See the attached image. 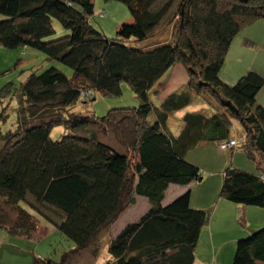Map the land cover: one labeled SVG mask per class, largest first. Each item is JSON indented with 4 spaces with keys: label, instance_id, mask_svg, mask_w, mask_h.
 Segmentation results:
<instances>
[{
    "label": "trees",
    "instance_id": "trees-1",
    "mask_svg": "<svg viewBox=\"0 0 264 264\" xmlns=\"http://www.w3.org/2000/svg\"><path fill=\"white\" fill-rule=\"evenodd\" d=\"M104 1L129 12L114 38L90 25L94 0H0V46L24 56L38 51L51 64L18 87L0 79V126L16 103L11 129H0V229L34 238L33 211L71 245L59 263L66 264L98 247L100 232L144 198L146 213L109 242L112 264H195L211 212L191 206L189 188L169 202L168 191L201 181L191 160L202 146L235 149L221 148L234 141V123L243 132L235 146L255 171L232 159L219 195L241 208H264V107L257 102L264 77L248 70L233 84L220 78L234 38L264 20V0ZM165 29L167 38L156 39ZM175 64L185 67L187 83L156 106L153 87ZM125 84L138 107L102 117L72 112L95 94L120 97ZM199 101L209 112L180 115ZM176 114L181 123L173 134L168 120ZM55 128L64 133L54 140ZM99 132L112 133L120 147L100 140ZM244 220L239 216L240 225ZM33 264L57 263L34 258ZM230 264H264V227L237 238Z\"/></svg>",
    "mask_w": 264,
    "mask_h": 264
},
{
    "label": "rangeland",
    "instance_id": "rangeland-1",
    "mask_svg": "<svg viewBox=\"0 0 264 264\" xmlns=\"http://www.w3.org/2000/svg\"><path fill=\"white\" fill-rule=\"evenodd\" d=\"M94 15L89 18V23L94 28H98L99 25L103 26V32L108 38H114L115 36V29L118 25L127 22V16L130 19L128 9L121 3L118 2H105L104 0H94ZM117 25V26H116ZM257 28H264V20L257 21L255 25L252 27L246 28L241 30L238 35L234 38L233 43L236 40H241L242 42L246 39L256 44V46H245L244 48L248 49L250 53V57L247 55H241V59L247 60L248 62L252 59L253 65L257 67V70L253 71H261L264 73V50L260 49L258 43L255 42L254 38L251 36H246L249 30L257 29ZM58 29V28H57ZM170 30V28H168ZM165 32L160 33L156 39H160L161 37L167 38V30ZM162 29H160L161 31ZM159 31V32H160ZM164 34V35H163ZM253 39V40H252ZM258 41V40H257ZM149 41L143 42L138 44L139 46L147 45ZM231 45V46H232ZM233 50V49H232ZM231 52V51H230ZM229 52V53H230ZM17 50L8 51L0 46V72H2L0 79L3 82L12 83L13 87H18L22 81H24L28 75L34 71H41L46 69L49 63L46 61V57L44 54L38 51H30L27 50V55H22ZM20 60V64L16 65V62ZM237 60L234 58L232 61H228V56L226 57V62L224 68H231L232 62ZM246 61V62H247ZM16 65V66H15ZM60 69H67L66 73L68 74L69 69L61 66V64L55 63ZM252 65V62H250ZM8 69V70H6ZM70 73V71H69ZM246 73V72H245ZM258 73V72H257ZM69 75V74H68ZM242 76V75H241ZM261 76H263L261 74ZM187 83V73L185 67L182 64H175L171 69L165 73V75L154 85L153 91L156 94L151 95L152 102L158 106L161 102L162 98L168 96L173 91H176L178 87L183 86ZM264 92V87L263 91ZM94 101H87L85 102L83 99H80L78 103L74 106L72 112L75 114H79L81 116H94V117H102L106 115L108 111L111 109L116 108H136L138 107V102L130 90V88L125 84L122 87V94L120 97H104L100 95H93ZM201 101L190 108L186 109L185 111L181 112L180 115L182 116L185 112H194V108H199V111L207 113L206 111L209 110L207 104L203 105ZM16 107L15 101H12L8 110V121L0 126L1 131H5L11 129L15 121V113L14 109ZM208 108L206 110H202ZM196 111V110H195ZM209 112V111H208ZM180 117L179 115H172L168 120V125L172 133L175 134L177 128L180 126ZM150 121V119H149ZM64 130L63 128L54 129L51 138L57 139L59 136L63 135ZM242 128L237 124H232L231 127V136L234 137V141L237 144H241L242 141ZM98 136L100 140L105 142H109L116 148H119L120 141L115 138V136L110 132H99ZM234 150L225 151L223 152L224 156H227L225 161V168L229 163L232 164V159H241L243 161H239L237 163L238 166H244L247 168L253 169L255 171V163L249 160L243 152V149L240 147L236 148L235 144L231 146ZM228 150V149H227ZM220 153L222 151H219ZM127 156L131 159L132 154L126 150ZM191 161L198 165L201 169L202 177H207L208 174L214 173L213 169L216 168L218 164L215 163L208 164L207 160L210 159V155L203 153V151H199L193 156ZM234 157V158H232ZM221 163H223V157L220 158ZM218 162V159L215 160ZM235 162H237L235 160ZM235 168L237 165L233 164ZM232 165V166H233ZM233 166V167H234ZM239 169V168H237ZM244 169V168H243ZM242 169V170H243ZM224 171V169H223ZM245 171V170H243ZM211 181H208L210 184ZM207 184V185H209ZM198 189L194 196H199L203 192V190ZM213 189L209 190V196H213ZM208 197V196H207ZM197 198V197H196ZM209 198V197H208ZM175 199V198H173ZM195 201V200H194ZM194 205L198 206L199 202L193 203ZM148 210L147 201L144 198H138L135 207L128 208L115 222L114 225L111 227L102 230L97 237L98 247L94 246L91 247L79 254L71 256L70 259L66 264H112V259L107 253V248L109 245L110 240L115 237L119 232L128 224L134 223L138 220L143 214L146 213ZM249 210L255 211L254 215H252V219H262L261 222L264 221V208H249ZM35 218L39 221L37 226V233L34 238L27 239V238H19L15 236H11L5 230L0 229V264H33L34 258L40 259H51L57 264L60 263L62 256L70 250L71 245L57 232L55 229L47 224L43 219L38 217L33 211L28 210ZM13 213V212H12ZM14 214V213H13ZM248 217L245 218L244 223L241 225L242 228H245L249 225L250 222L248 221ZM251 221V220H250ZM260 224V223H259ZM264 227L259 226L255 229L249 230H258Z\"/></svg>",
    "mask_w": 264,
    "mask_h": 264
},
{
    "label": "crops",
    "instance_id": "crops-1",
    "mask_svg": "<svg viewBox=\"0 0 264 264\" xmlns=\"http://www.w3.org/2000/svg\"><path fill=\"white\" fill-rule=\"evenodd\" d=\"M249 31L250 32H248L246 35H250L252 38H254L255 42L258 43L259 48L264 50V28H257ZM242 43L243 42L241 40H236L229 50V52H231L227 55L228 61H232L234 58H237V60L232 62L231 68L223 67L220 78L225 83L233 84L248 70H257V67L253 65L252 59L249 62L244 60V58L241 59V55H243V57L244 55L250 57V54H247L250 52L248 49L243 47ZM250 62H252V65H250ZM256 72H258L260 75L262 74L264 77L263 72L259 70ZM262 91L263 89L257 96V102L264 107V92ZM198 109L199 108H194L193 110L199 111ZM201 109L206 110L208 108L204 107V109ZM199 151H203L205 154H207L208 151V154L210 155V159L207 160L208 164H218L216 168L209 169L213 170L214 173L208 174L205 178L202 177L200 182L194 183L190 185V187H170L167 201H171L173 198L182 194L186 189L189 188L191 190V206L211 212L209 224L201 232L199 244L196 250L195 264H230L233 255L234 244L237 238L246 233V231L249 229H255L259 226H262L264 221L261 222L262 219H252V215H254L256 212L249 210L248 207L241 208L240 206L233 205L220 197L219 192L223 181L222 173L223 169L225 168L224 163L227 156H224L223 152L220 153L219 149L214 145H204L198 150V152ZM222 157L224 160L223 163H221L220 160ZM216 159H218V162L215 161ZM233 160L243 161L241 159ZM245 166L246 165H244L243 168L251 170V168L249 169ZM208 181H211L210 184ZM211 188L214 190L213 196H209V190H211ZM198 189L203 190V192L199 194V196H194V193ZM195 202H199V205H194L193 203ZM241 215H243L244 218L248 217V221L250 223L246 225L249 226L245 228L241 227L238 221L239 216Z\"/></svg>",
    "mask_w": 264,
    "mask_h": 264
},
{
    "label": "built area",
    "instance_id": "built-area-1",
    "mask_svg": "<svg viewBox=\"0 0 264 264\" xmlns=\"http://www.w3.org/2000/svg\"><path fill=\"white\" fill-rule=\"evenodd\" d=\"M235 144V142H230V143H227V144H225V145H223L221 148L222 149H226V148H230L231 146H233ZM236 145V144H235Z\"/></svg>",
    "mask_w": 264,
    "mask_h": 264
}]
</instances>
